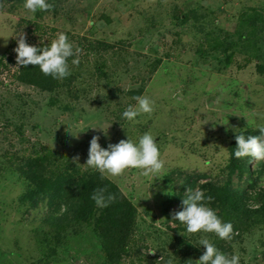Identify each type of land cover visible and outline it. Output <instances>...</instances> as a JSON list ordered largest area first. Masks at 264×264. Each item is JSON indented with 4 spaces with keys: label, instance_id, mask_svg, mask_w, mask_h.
Listing matches in <instances>:
<instances>
[{
    "label": "rangeland",
    "instance_id": "1",
    "mask_svg": "<svg viewBox=\"0 0 264 264\" xmlns=\"http://www.w3.org/2000/svg\"><path fill=\"white\" fill-rule=\"evenodd\" d=\"M47 2L51 11L32 14L24 0H0V264H109L94 230L97 208L89 225L71 226L58 241L44 223L48 199L35 209L21 203L30 186L19 169L48 155L56 173H96L85 165L93 136L106 149L122 139L138 142L146 132L156 139L164 170L153 177L130 169L109 179L135 209L131 240L118 264H186L183 257L181 263L174 259L180 243L198 261L205 251L199 241L219 238L173 230L165 208L180 188L178 172L223 185L235 136L264 127V0ZM251 22L257 26L253 35L241 38ZM59 33L81 50L79 64L71 62L76 56L69 58L71 74L56 79L52 91L20 82L13 51L19 36L37 47L50 45ZM210 40L234 43L224 52ZM100 64L106 78L97 77ZM138 90L136 96L154 101V111L129 122L122 113L136 106L132 93ZM260 178L264 187V168ZM223 251L238 255L239 264H264V226Z\"/></svg>",
    "mask_w": 264,
    "mask_h": 264
},
{
    "label": "trees",
    "instance_id": "2",
    "mask_svg": "<svg viewBox=\"0 0 264 264\" xmlns=\"http://www.w3.org/2000/svg\"><path fill=\"white\" fill-rule=\"evenodd\" d=\"M256 28L257 26L251 22L246 27L244 34H240V37L244 39L247 34L252 36V30ZM210 42L213 49H222L224 52L234 43L224 40L217 43L215 40H210ZM98 44L96 42L94 48L96 45L99 46ZM105 45L106 48L108 45ZM47 46L50 45L41 44L37 48ZM89 47L87 48L90 51L91 48ZM0 64H2L1 60ZM103 69L101 64L96 67V74L100 79L106 78ZM18 73L17 79L22 83L42 90L52 91L54 89L56 79L45 76L37 66H21ZM140 92L141 90H138L132 94L136 96ZM251 135H259V131L244 136L247 138ZM235 147L236 141L234 140L230 148L231 158L227 166L226 181L223 185L213 182L206 175L178 172L177 175L181 178L180 188L173 197L169 198L165 208L166 222L174 225L173 230L186 231L179 221L172 220L174 213L182 210V199L186 189L195 190L199 188L204 192L205 197L211 196L212 200L207 206L217 212L222 222H230L233 226V235L230 240L216 238V242L212 243L222 253L224 247L231 244L236 238L243 236L258 225L264 226V187L260 186L264 161L255 162L251 157L237 159L234 156ZM51 164L54 163L48 159V155H41L30 159L29 163L25 164L24 169L23 166L19 169L23 179L30 186L20 197L21 203H25L30 209H35L40 199L43 197L48 199L49 209L44 217V223L52 229L51 231L55 233L54 236L58 241L62 233L67 235L66 232L71 226L76 228V225H89L93 212L97 208L98 216L94 223V230L103 239L100 241V250L106 254L105 257L109 264H118L126 254V248L133 232L135 209L132 204L125 199L113 182L107 178H101L98 172L91 174L85 172L78 175L77 168L71 172L64 168L61 173H56L49 170ZM234 178L236 182H234ZM200 180H204V182L201 183ZM244 180L248 181L249 184L244 189L239 190L237 185ZM100 188L106 189L107 193L114 194L116 197L115 201L108 207H97L91 199L93 192ZM62 206H66L67 211L63 212L62 215H57L61 212ZM174 206L176 209L171 210ZM169 224L165 225L171 229ZM179 247H182L181 243L176 248L174 247V259L177 260L179 257V263L185 259L186 264H197V259L194 258L191 251ZM184 251L187 252V257L180 255V252Z\"/></svg>",
    "mask_w": 264,
    "mask_h": 264
},
{
    "label": "clouds",
    "instance_id": "3",
    "mask_svg": "<svg viewBox=\"0 0 264 264\" xmlns=\"http://www.w3.org/2000/svg\"><path fill=\"white\" fill-rule=\"evenodd\" d=\"M54 5L47 0H24V10L35 14L37 11H51ZM16 53V65L18 67L37 66L45 76L54 79L67 78L71 73L68 60L72 59L73 65L79 64V48L73 49L68 36L59 33L51 42L50 46L37 48L26 43L23 34L17 39V47L13 49ZM136 106H129L123 113L122 118L129 122H135L141 115H151L154 111V101L148 97L136 96ZM95 129V128H93ZM259 135H251L247 138L243 134L235 136L236 147L234 156L237 159L251 157L254 161H264V127L258 129ZM99 137L93 136L88 149V158L85 165L101 178L116 179L122 176L127 170L137 169L143 176H157L164 170L165 161L161 159L159 147L155 137L151 133H144L133 142L131 139H122L116 144H109L107 148H102L98 143ZM78 159V157H77ZM171 194V193H166ZM91 199L100 208L108 207L116 199L114 194L107 193L104 188L93 192ZM212 197H205L199 188L193 190L186 189L182 199V210L175 212L172 220L179 221L187 233H211L221 240H230L233 235V226L230 222H222L217 212L208 207ZM67 211L66 206H62V215ZM205 251L199 257L197 264H239V256L228 257L218 250L208 239H201Z\"/></svg>",
    "mask_w": 264,
    "mask_h": 264
}]
</instances>
